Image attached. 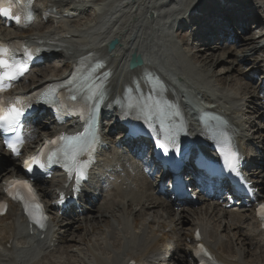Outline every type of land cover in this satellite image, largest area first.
Wrapping results in <instances>:
<instances>
[{
  "label": "bare ground",
  "instance_id": "bare-ground-1",
  "mask_svg": "<svg viewBox=\"0 0 264 264\" xmlns=\"http://www.w3.org/2000/svg\"><path fill=\"white\" fill-rule=\"evenodd\" d=\"M182 1L187 9L185 12L198 10L203 16L212 13L209 0ZM258 1L264 5V0ZM150 2L154 3L158 12H150L151 18L147 22L143 18V11ZM169 4V0H135L131 5L127 4V0H43L36 7L39 10L45 7L54 9L59 18L49 20L46 24L35 23L28 30L16 32L15 35L12 29L0 27V39L19 36L28 42H42L54 49L58 55L56 59L61 61L60 69L47 63L27 74L20 84L23 90L60 79L58 71L69 72L76 62L84 58H105L107 65L103 71H107V76L102 116H107L109 109L112 112L117 110L119 102L123 100L124 87H132L138 94L146 92V72L160 77L164 84L161 92L174 103L183 106L181 93L173 87L171 78L166 74V71L178 72L192 80L196 86V99L200 97L202 101L194 104L195 106L213 99L212 111H226L227 114L231 112L234 115L227 124V129L239 140L238 130L239 126L242 127L239 117L244 114L248 102L254 105L262 99V90L258 89L259 81L249 74L258 73L264 62V28L259 30V34L253 35L250 32L241 36L235 49L225 52L226 58L220 56L216 59L210 55L212 61L203 63L184 49L188 46L187 42L175 49L174 45L169 46L167 40L163 39L166 22L180 12V8ZM239 11L245 14L247 8L241 7ZM210 31L214 34V30ZM114 38L118 39L120 45L109 53L105 45ZM175 44L178 45L177 42ZM209 50L218 52L213 46ZM132 52L141 56L143 65L128 70L127 53ZM260 53L262 55L259 56ZM211 62H215L214 65L226 63L229 66L216 76ZM45 67H51L48 74H40L39 71ZM242 67L247 69L243 75L241 71L238 72ZM232 72L249 84L252 81L256 83L248 102L246 97H240L246 90L244 87H237L236 80L239 79ZM226 79L227 85L222 83ZM254 115L256 120H260L258 109H255ZM186 119L189 120V116ZM49 130H40L33 138L38 139ZM244 130L246 132V126ZM261 131L262 128H256V133ZM188 133L195 152H199V144L208 140L207 134L198 131L191 123L188 124ZM262 136L261 141H256V144L264 157V134ZM0 157L2 162L11 163L13 168L0 170L2 199V182L13 176V171L18 169L20 162L19 159L10 160L11 155L5 152H1ZM98 161L93 175L102 164L104 168L101 173L102 178H105V185L97 184L96 187L105 190L106 194L101 193L95 199L94 193H87L89 186H85L80 202L89 204V207L69 209L70 213L82 216L81 220H76L84 223V227L80 228L82 243L66 249L63 247L68 241L75 240L71 231L75 229V221L69 218L65 222L59 221L56 218L59 211L51 204L48 199L50 195L44 190L40 195L49 214H52L50 226L44 232L29 229L20 210L13 204H9L6 215L0 217V264H39L40 261H44V264H156L162 256V250L167 251V241L179 244L173 251L171 264H192L191 253L195 247L192 236L196 230L200 231L204 243L221 264H264V232L255 218L253 205L254 202H264V162L259 163V171L256 172V180H260V183L253 203L250 200H240L239 209L233 210H226L223 204L216 203L213 210H208L205 202L200 201L197 206L190 205L175 210L172 198L164 197L165 192L155 195L159 193L158 181L152 184L150 179H155L157 175L145 177L141 172V161L138 169H134L131 162H122L119 156L116 160L100 157ZM62 182L59 177L50 180L48 190L59 188L63 185ZM96 201L99 202L98 205H95ZM141 217L145 219H140ZM165 230L168 232L165 233ZM90 231L99 232V240L89 238L85 241L86 234ZM40 237L43 239L39 240ZM51 237L55 241L53 246L49 244ZM59 251L61 255L65 254V258L60 255L58 261L53 260V254Z\"/></svg>",
  "mask_w": 264,
  "mask_h": 264
},
{
  "label": "snow or ice",
  "instance_id": "snow-or-ice-1",
  "mask_svg": "<svg viewBox=\"0 0 264 264\" xmlns=\"http://www.w3.org/2000/svg\"><path fill=\"white\" fill-rule=\"evenodd\" d=\"M23 3V7H21ZM32 0H0V16L6 17L10 20H14L18 25L23 24L26 26L27 23H30L31 10L29 5H31ZM18 8L19 11L14 12L13 9ZM25 55H30L29 50H25ZM15 51L10 50L9 46L5 44H0V93L6 91L11 82L19 79L27 71L25 63L18 62L14 59ZM97 68L100 65L96 66ZM107 75V74H105ZM75 81V74L73 79L68 81L69 84ZM63 87V84H58L52 86L47 93H45V99L49 102L51 98L55 95L56 89ZM100 85H92L89 87V92L91 99L93 96L102 95L100 92ZM128 108L133 107L131 99H129ZM135 107L138 110L136 119L140 120L143 118L144 124L147 125L148 129L155 133V128L153 127L152 120L153 116L163 114V108L159 101H154L153 104L147 103H136ZM169 108L171 105L168 106ZM24 115V109L21 104V98L15 97L13 100L4 101L0 99V129L4 131L14 130L20 120V117ZM125 117L127 113L124 114ZM175 115V113H173ZM93 119L94 117L89 118L87 121V127L81 133H78L73 136L61 135L51 140L50 142L44 145V148L40 150L37 155L31 157L30 160L25 161V168L28 172H33V165L39 169L46 171L47 168L55 163H62V166L70 174L75 172L77 182L85 176V167L86 165L82 163L79 159L82 153L88 152L92 149L96 137L93 129ZM166 118H159L160 130L164 132V138L161 140L157 136V147L163 149L164 155H170V148H176L179 152L178 145L176 143V137L179 132L183 131V128L177 125L169 126L165 122ZM143 131L142 127H137L132 125L129 128L128 135L130 137H137ZM22 143L19 138L14 142H6L7 148L14 154L19 155V144ZM49 145H58L55 150H49L47 153L44 149H49ZM218 151L221 153L225 168L230 174L239 175V164L240 157L237 151H235L234 146L231 144V141L225 138L222 142L218 144ZM43 157H46L44 159ZM179 163L178 161L166 160L165 164ZM223 172V169L221 170ZM215 175V173H212ZM11 187L14 188H23L26 189L29 195L28 199L22 197L18 192L13 195L11 192L8 194L12 199H19L24 204L25 214L28 216L31 223L35 226L43 229L45 227L46 217L43 212L42 206L35 200V196L32 193L31 186L26 181H17L14 182ZM60 202H63V196L60 198ZM0 207H3L0 205ZM257 216L264 221V204H261L257 209ZM197 239H199V233H197ZM199 252L204 255H208L203 246H199Z\"/></svg>",
  "mask_w": 264,
  "mask_h": 264
},
{
  "label": "rangeland",
  "instance_id": "rangeland-1",
  "mask_svg": "<svg viewBox=\"0 0 264 264\" xmlns=\"http://www.w3.org/2000/svg\"><path fill=\"white\" fill-rule=\"evenodd\" d=\"M88 15L90 16V14L88 13ZM261 31H259V29H254V31L251 33V34H253V35H255V34H259ZM187 33H182L181 34V36H179L177 39H180V38H182L183 40H180V42L182 41V42H187V35H186ZM194 46L195 45H192L191 47H184V49H186V50H188L189 51V49H190V51H192L193 52V58L195 57V59L198 57V60L200 61V62H203V63H205V62H209V61H212V58H210V55H213V56H215L216 57V59L218 58V57H220V56H222V57H227V55H226V51L227 50H218V52H216L215 50H213V51H211V50H206L204 53H196L195 51H194ZM213 47H216L215 46V44H214V46ZM233 49H235V47L234 48H231V50H233ZM207 51H209V52H207ZM216 52V53H215ZM198 54H201V56H198ZM260 55H262V53H260L259 54V56ZM257 56V55H256ZM230 59H233V57H230ZM229 59V60H230ZM231 61V60H230ZM61 61H59L58 59H54L53 61H52V63H50V64H48V65H52V66H54V67H56V68H59L60 67V63ZM232 62V61H231ZM214 63L215 62H211L210 64L213 66V70H214V73L215 74H217L216 76H218L219 75V73H222V71L223 70H225V68L226 67H228L229 65L228 64H215L214 65ZM49 68H51V67H45V68H42L41 69V71H39L40 72V74H42V75H47L48 74V72H49ZM60 69V68H59ZM242 72V75L243 74H245L246 73V71H247V69L246 68H244V67H242V68H240L239 70H238V72ZM59 73V71L57 72V74ZM233 74V76L234 77H236V78H238L239 80L237 81L236 80V85H237V87H244L245 88V90H246V92H243L242 94H240V97H242V98H244V97H246V101L249 99V97H251L252 96V88L254 87V85H256V83L255 82H250V84H249V82L247 83V80H243V78L241 77V76H238V74H235V72H232ZM220 76H221V74H220ZM225 78V77H224ZM224 78H222V79H224ZM221 79V80H222ZM222 83L224 84H226L227 85V83H228V79H226V82H225V80L224 81H222ZM219 84V83H218ZM248 102V101H247ZM252 107H253V105H251V104H248V105H246V108L244 109V114H246L248 117L249 116H251V118H252V116H253V110H252ZM248 112H250V113H248ZM258 123V122H257ZM40 124H41V122H40ZM259 124V123H258ZM262 126V125H261ZM259 127V126H258ZM264 127V126H263ZM247 129V131H248V133H250V138H255L256 139V141L258 142V141H261V139H262V135L264 134V131H262V132H259V133H256V128H252V127H250L249 128V126L246 128ZM260 136V137H259ZM253 149L255 150V147L253 146ZM256 154H258V153H256ZM109 157H111V155H106V158H109ZM262 161L264 162V158L262 157ZM153 186V185H152ZM97 193H99V191L97 192ZM262 194H264V189H263V191H262ZM216 202V201H215ZM98 203L99 202H97L96 201V203H95V205H98ZM88 207H89V204H88ZM175 211V210H174ZM69 216V215H68ZM143 216H145V215H143ZM81 218H82V216L81 215H70V217H69V219L70 220H74L75 221V229H73V230H71L72 232H73V238L75 239V240H72V241H68L66 244H64L63 245V247L66 249L68 246H70V247H75V246H78V244L79 243H82L81 242V239H82V237H81V230H80V228H83L84 227V223H82V222H78L79 220H81ZM142 218H144L145 219V217H141L140 219H142ZM65 220L67 221V218H65V219H62V221L63 222H65ZM76 220H78V221H76ZM82 224V227L80 226L81 224ZM101 224V223H100ZM90 232H92V233H90ZM88 234H86L87 236H86V238L87 239H85V241H88V239L89 238H91L92 240H95V241H97V240H99V235H98V233L99 232H97V231H90ZM168 232V230H165V233H167ZM80 234V235H79ZM91 235V236H90ZM94 237V238H93ZM111 240V239H110ZM76 242V243H75ZM62 251V250H61ZM61 251H59V252H57L56 254L54 253L53 254V260H55V261H58L59 259V257H60V255H61ZM108 252V251H107ZM106 252V253H107ZM67 255L66 256H68V254H69V252H67L66 253ZM61 257H63V259L65 258V254L64 255H61ZM44 261H40L39 262V264H44L43 263Z\"/></svg>",
  "mask_w": 264,
  "mask_h": 264
},
{
  "label": "water",
  "instance_id": "water-1",
  "mask_svg": "<svg viewBox=\"0 0 264 264\" xmlns=\"http://www.w3.org/2000/svg\"><path fill=\"white\" fill-rule=\"evenodd\" d=\"M119 46V42L117 39L112 40L108 45H107V50L109 52L114 51L117 47ZM143 63L141 57L136 54H132L128 63L129 69H134L138 66H141Z\"/></svg>",
  "mask_w": 264,
  "mask_h": 264
}]
</instances>
